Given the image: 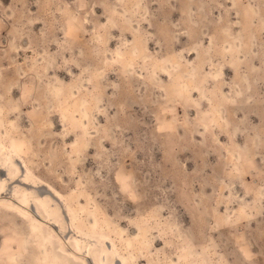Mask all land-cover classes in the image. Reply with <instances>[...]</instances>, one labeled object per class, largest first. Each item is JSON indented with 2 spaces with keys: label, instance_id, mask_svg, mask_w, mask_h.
<instances>
[{
  "label": "rangeland",
  "instance_id": "1",
  "mask_svg": "<svg viewBox=\"0 0 264 264\" xmlns=\"http://www.w3.org/2000/svg\"><path fill=\"white\" fill-rule=\"evenodd\" d=\"M10 144L127 264H264V0H0ZM0 214V264H49Z\"/></svg>",
  "mask_w": 264,
  "mask_h": 264
},
{
  "label": "bare ground",
  "instance_id": "2",
  "mask_svg": "<svg viewBox=\"0 0 264 264\" xmlns=\"http://www.w3.org/2000/svg\"><path fill=\"white\" fill-rule=\"evenodd\" d=\"M2 148L3 157L0 158V213L14 215L16 217L14 220H20L24 223V226L21 227L29 228L34 233V238L37 237L46 244L49 264H109L110 258H114L113 264H127L128 258L120 252V246L118 247L114 240L115 237L104 235L98 240L83 233L78 225V218L70 197L49 182L40 179L33 172L23 154V145H20L19 148V145L10 144L3 145ZM20 178L25 185L46 188L48 194H40L39 197L34 192L21 188L23 196L18 198V194L15 192L16 188L11 190L7 181L10 183ZM7 194L16 205H7L9 200L6 197ZM55 201L62 206L64 216L70 224L69 232L78 233V237L82 236L84 239L90 240L87 245V253L84 251L85 247L82 241L77 240L74 243L68 239L69 232L65 237L56 235L55 229L60 228V231H64L65 223L59 216L60 208ZM2 222L5 223L4 218H2ZM7 254L13 255L14 249H9ZM12 261L14 264H22L19 254ZM206 264L216 263L211 261Z\"/></svg>",
  "mask_w": 264,
  "mask_h": 264
}]
</instances>
